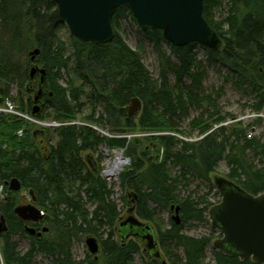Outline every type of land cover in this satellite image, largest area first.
Listing matches in <instances>:
<instances>
[{"label":"trees","instance_id":"1","mask_svg":"<svg viewBox=\"0 0 264 264\" xmlns=\"http://www.w3.org/2000/svg\"><path fill=\"white\" fill-rule=\"evenodd\" d=\"M204 4L206 20L220 40L217 47L205 48L207 66L197 57V43L177 47L160 30H142L159 60V76L154 78L142 59V43L133 50L121 34L124 20L136 22L128 7L113 15L112 42H82L71 35L68 45L61 37L66 23L53 0H0V108L15 87L12 98L19 112L65 124L44 131L25 129L24 137H19L18 130L27 121L0 114L4 196L0 216L7 228L0 234L2 264H35L38 253L53 258L54 264H136L133 254L140 251L139 244L130 241L124 246L117 237L122 238L123 213L114 191L102 176V167L95 171L86 160L100 146L124 149L131 159L132 165L119 176L131 202L127 212L134 208L140 220L155 225L169 264H260L222 254L216 243L213 263L207 262L213 236L195 237L183 231L189 220L207 221L214 204L201 196H184L182 189L188 190L198 178L214 189L210 174L223 160L230 167V181L251 195L264 194V142L248 138V127L241 121L223 125L227 118L219 99L225 89L206 87L207 67H218L228 82L253 94L256 114L264 110V0H205ZM223 7L225 15L218 19L215 10ZM36 49L40 55L33 61L31 53ZM35 61L45 69L43 81L31 76ZM36 92L40 107L34 101ZM133 98L143 107L130 116ZM195 111L200 113L192 117ZM78 117L81 124H67ZM186 119L198 129L200 140L185 138L177 121ZM89 123L117 135L106 136ZM135 132L152 136L138 138ZM15 178L22 190L35 195V205L45 213L39 224L15 215L16 204L23 199L9 188ZM178 206L181 223L171 220L168 229H161L159 210ZM42 223L48 231L41 236L27 232L28 226L39 232ZM18 236L30 239L25 253L18 247ZM93 236L100 252L78 261L73 243ZM142 264H158V260L147 255Z\"/></svg>","mask_w":264,"mask_h":264},{"label":"water","instance_id":"2","mask_svg":"<svg viewBox=\"0 0 264 264\" xmlns=\"http://www.w3.org/2000/svg\"><path fill=\"white\" fill-rule=\"evenodd\" d=\"M53 1L57 4L59 15L71 34L82 42L101 45L112 42L114 38L112 18L115 11L121 7L130 9L136 24L144 32L160 30L164 38L174 46L182 47L197 43L214 48L220 42L215 30L206 20L205 0ZM39 53V49L32 51V60L40 55ZM37 72L43 76L45 69L34 67L31 76ZM142 107L143 103L138 98H133L128 107V115L139 113ZM35 111H38V108ZM91 157L92 154L87 155L86 160L95 170V163ZM9 185L10 190L14 192L22 189V184L17 178L9 182ZM218 186L221 202L213 205L209 211V219L213 227L222 235V238L216 242L217 250L229 257H238L242 261L251 259L254 263L264 264V194L251 195L230 180L222 179ZM30 195L32 202L17 205L14 213L27 223H39L45 216L35 205V195L32 192ZM133 196L136 197V194L134 193ZM133 209H129L131 215L120 224L122 238L134 234L133 236L139 239L147 240V249L151 258L159 259L161 253L155 240L156 233L153 232V226L148 222H142L134 215ZM175 210L176 215L173 216V220L179 224L181 209L178 206ZM5 231H7L5 220L0 216V234ZM47 231L48 228L37 232L34 227H27V232L32 235L37 234L38 237ZM85 243L92 256L100 252L101 245L96 237H88Z\"/></svg>","mask_w":264,"mask_h":264},{"label":"rangeland","instance_id":"3","mask_svg":"<svg viewBox=\"0 0 264 264\" xmlns=\"http://www.w3.org/2000/svg\"><path fill=\"white\" fill-rule=\"evenodd\" d=\"M225 11H226L225 7L216 8L215 14L217 15V18L222 19L225 15ZM61 32H62L61 33L62 41L70 45L71 42L69 39L72 34L69 31L68 26L65 25V27L62 29ZM121 34L124 40H126L127 44H129V46L133 50H138V45L142 43L143 45V49L141 51L142 59L144 60L145 65L148 68V70L152 72L154 78H158L159 60H157V55L154 49L152 48L151 42L144 37V34L142 33V28H140L136 24V22H134L132 19L129 18L123 21ZM205 48L206 47L198 44L196 53H197V57L201 61H203L207 66L208 57H207V50ZM37 66L39 69L43 68V66H41L40 64L37 63V61H35L33 66L31 67V71H32V68L37 67ZM207 68L209 70V76H208V81L206 82V87L222 86L225 89L224 95L219 99L220 111H222V114L227 118L226 120L227 122L223 123V125L227 126L228 124H236L239 121H241L248 127V130H249L248 138L257 137L258 139H260V141L264 142V110H262L260 113V116L257 117L258 115H256L255 109L253 107L255 103V98L253 94H251L250 91L247 92L246 90H243L242 88H238L232 83L228 82L224 76L225 75L224 70H221L218 67L214 68L211 65H209ZM35 75L37 76L36 78L37 81L39 80L41 81L42 77L44 78V76H42L39 72H37ZM62 84L67 85L66 82H63ZM13 88L14 89L11 93V97L8 98V100L11 104L14 105V109H16V111L18 112L19 110L17 109L16 101L12 98L16 96L17 89L15 87ZM39 93L41 92L39 91ZM33 95L35 98L34 101L36 102L35 104L40 107L39 100H36V98L39 97V94L36 92ZM1 112L5 114H10V115L13 114L19 117L20 119L27 121V123L23 124L22 129L18 130L19 137H24V136H20V133L23 132V135H25L26 133L25 129H27V131L29 129L32 131L34 130L44 131L45 129L55 128L54 126L48 125V124L56 123L51 119H45V120L36 119L35 117L33 118L32 116L24 112H23V116H19L15 112L11 113L10 111H5V110ZM199 113L200 112H196V111L193 112L192 117L195 116V114H199ZM260 118L263 119V122L259 121ZM189 121H190L189 119H186L184 122L177 121V123L180 126V130H182V132L185 134L184 135L185 138L189 141L196 142L197 140H200L202 136L198 133L197 128L194 129L190 125ZM74 123L81 124L82 123L81 117H78L76 122H69L67 124H74ZM90 125L95 130H97L98 132H101L102 134L106 136L110 137L113 135H117V134H114L109 128H105L103 126H96L92 124ZM134 134L135 135L133 136L138 137V138H143L145 136H152L150 133H143V132L142 133L135 132ZM163 134H168V132H164ZM128 137L132 138V136H128ZM45 144H48V143L46 142L44 143V145ZM92 154L93 156L91 157V160H93V162L95 163V168L101 169L102 167L103 172H106L108 167H110L112 163L113 164L115 163L116 161L115 158L118 154H121L122 158L124 157V159L125 158L128 159V161H125V163H123V167L121 168L122 171L120 172V174H122L126 168H129L132 165L131 159L125 156L124 149H120V150L111 149L110 150L109 148L105 146H100L99 150L97 152H93ZM154 156H155V153L152 152L151 158L153 159ZM219 165H220L219 169L215 173L210 174L212 183L215 186L214 189H211L210 184H208L205 180L198 178V179L192 180L191 182L192 184L188 186V190L185 188L182 189L183 195L188 196L189 194H192V197L195 199H198L197 197L201 196V197L208 199L209 202L213 204H219L221 202L222 197L219 194V186H218L219 183L218 182L222 179L230 180L228 179V175H227L230 171L229 165L226 163L225 160L221 161ZM171 167L173 168L174 172L178 171V168H179L178 166L175 167L173 164H171ZM120 174H118L116 177H112V179H108L106 177L105 179L109 181L114 191V199L116 200V202H118L119 208L121 212L123 213L122 218H125L128 216L127 210L131 206V202L129 201V194L125 192V190L122 191L121 189V186H120L121 180L119 179ZM18 192H20V195L22 196L23 199L19 203H17L16 206L19 204L31 203L32 196L30 195L29 191L21 190ZM122 197L124 198V200ZM2 199H3L2 188L0 187V200L2 201ZM171 210L172 211L168 209L165 210L162 208L159 210L160 215L158 219L160 221V227L163 230L168 229L171 226V220L173 221L172 217L176 215L175 214L176 210L174 209H171ZM206 219L207 221H200V222L195 221V220H189V222L185 223L183 227V231L185 234L189 236L190 235L195 236V237L213 236L212 243L207 248V259H206L207 262L213 263L214 255H213L212 250L215 248L214 247L215 243L221 239L220 238L221 234L219 233L217 229L213 227L212 221L209 219V212L207 213ZM32 224H35V223H32ZM39 227H41L40 229L44 227L46 228V226L43 223L40 224ZM15 239L18 241L19 243L18 247L23 253L29 250L30 239L20 238L19 236ZM130 241H133L136 244H139L140 251L137 253H134L133 255H135L136 264H142L143 260H147V254L144 253L146 244L138 243L137 240H135L134 238H130L127 242H130ZM72 247H73L72 249L73 256L78 261L85 260L88 255L91 256L88 246H86L85 240L82 242L81 241L74 242ZM160 250L162 253V258L158 261V264H162L163 262L165 264H169V260H168V257L166 256V253H164L162 248ZM175 250L177 253H180V249H175ZM35 259H36L35 264H54L53 258H49L43 253H40V254L38 253ZM0 261L2 264L3 261L1 260V255H0Z\"/></svg>","mask_w":264,"mask_h":264},{"label":"bare ground","instance_id":"4","mask_svg":"<svg viewBox=\"0 0 264 264\" xmlns=\"http://www.w3.org/2000/svg\"><path fill=\"white\" fill-rule=\"evenodd\" d=\"M59 125H65V124H56V126H59ZM55 126V127H56ZM116 161H115V163L113 164H111V166L110 167H108V169H107V171L105 172V176H106V178H108V179H112V177H116L118 174H120V172L122 171V167H123V163H125V159H124V157L122 158L121 157V154H118L117 156H116ZM131 236H133V235H131ZM130 235L129 236H126V238L125 239H123V238H121L120 237V240H121V242H125L129 237H131ZM133 237H135V236H133ZM135 238H137V237H135ZM137 240L139 241V242H143L144 240H142V239H139V238H137ZM146 242H147V240H146Z\"/></svg>","mask_w":264,"mask_h":264},{"label":"flooded vegetation","instance_id":"5","mask_svg":"<svg viewBox=\"0 0 264 264\" xmlns=\"http://www.w3.org/2000/svg\"><path fill=\"white\" fill-rule=\"evenodd\" d=\"M95 170H97L96 168H95ZM172 209H174L175 210V208H172ZM176 212V211H175ZM176 214V213H175ZM131 214H130V212H128V216L127 217H125V218H122V221H124L126 218H128L129 216H130ZM134 215H136V214H134ZM137 216V215H136ZM172 219H173V217H172ZM142 221V220H141ZM174 221V220H173ZM143 222V221H142ZM176 222V221H175ZM146 223V222H145ZM154 229H153V232H155L156 234H155V240H156V243L158 244V248H159V250L162 248L161 247V243H160V240H159V232H157V230H156V228H155V226L153 227ZM117 234V233H116ZM134 235V234H133ZM117 237L120 239V236L117 234ZM130 238H134L135 240H137V238H135V237H133V236H131V237H129L124 243L123 242H121V240H120V242H121V244H123L124 246L126 245V242L130 239ZM137 242L138 243H145L146 244V247H145V249H144V253L145 254H147V255H151L150 254V251H149V249H147V242H146V240H144L143 242H139L138 240H137ZM160 253H161V250H160ZM151 257V256H150ZM162 258V253H161V256L159 257V259H157L158 261L160 260ZM153 259V258H152ZM163 264V263H162Z\"/></svg>","mask_w":264,"mask_h":264},{"label":"built area","instance_id":"6","mask_svg":"<svg viewBox=\"0 0 264 264\" xmlns=\"http://www.w3.org/2000/svg\"><path fill=\"white\" fill-rule=\"evenodd\" d=\"M7 107H8L7 109H4L5 111H10L11 113H12V112H15V113H17V114L20 115V113H18V112L14 109L13 104H11L10 102L7 103ZM56 124H59V123L56 122V123H52V124H48V125H49V126H54V127H55ZM22 135H23V132L20 133V136H22Z\"/></svg>","mask_w":264,"mask_h":264}]
</instances>
